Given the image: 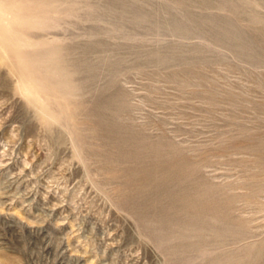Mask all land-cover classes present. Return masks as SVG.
Instances as JSON below:
<instances>
[{
	"label": "rangeland",
	"instance_id": "374dc122",
	"mask_svg": "<svg viewBox=\"0 0 264 264\" xmlns=\"http://www.w3.org/2000/svg\"><path fill=\"white\" fill-rule=\"evenodd\" d=\"M0 264H264V0H0Z\"/></svg>",
	"mask_w": 264,
	"mask_h": 264
}]
</instances>
